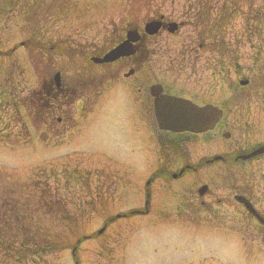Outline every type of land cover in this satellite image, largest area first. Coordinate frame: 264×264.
I'll return each mask as SVG.
<instances>
[{
  "label": "flooded vegetation",
  "instance_id": "obj_1",
  "mask_svg": "<svg viewBox=\"0 0 264 264\" xmlns=\"http://www.w3.org/2000/svg\"><path fill=\"white\" fill-rule=\"evenodd\" d=\"M16 1L0 0V32L26 25L38 39L22 40L10 52L0 49L10 69L7 96L18 99L25 86H33L27 108L40 118L24 126L28 140L20 143L30 135L43 148L72 149L84 133L92 137L104 127L111 112L119 113L129 154L115 163L116 181L121 198L131 192L136 198L133 207L114 210L110 219H155L144 231L139 227L147 261L134 259L135 264H157L158 258H148L153 244H171L190 213H198L201 224L212 223L217 243L264 248V127L245 123L228 129L225 123L227 116L250 111L238 104L236 88L222 82L234 65L222 62V47L235 50L237 37L246 36L237 28L238 13L248 16L238 0H36V19L28 0L27 8ZM228 36L229 43L222 40ZM25 48L33 55L30 67L21 62ZM163 96L212 105L222 115L205 132L165 129L155 105ZM17 129L9 127L7 135ZM215 130H222V138L206 153L204 137ZM197 174L200 179L192 182ZM165 226L170 235L158 238Z\"/></svg>",
  "mask_w": 264,
  "mask_h": 264
},
{
  "label": "rangeland",
  "instance_id": "obj_2",
  "mask_svg": "<svg viewBox=\"0 0 264 264\" xmlns=\"http://www.w3.org/2000/svg\"><path fill=\"white\" fill-rule=\"evenodd\" d=\"M238 2L239 9L248 13L247 18L241 13L237 16V28L246 36H238L237 43L233 38L237 45L235 50L222 47V62L234 64L231 76L222 82L227 80L236 88L238 104L248 105L250 111L246 115L238 112L227 116L225 123L228 129L245 123L261 128L264 127V0ZM26 3L16 1L20 7ZM28 3L29 13L36 19L37 2L28 0ZM34 21L38 26L37 20ZM31 30L28 31L26 25L19 29H15V25L4 27L0 32V49L10 52L22 40L37 44L38 39L32 37ZM230 39V36L222 38L228 43ZM20 52L23 66L30 67L29 58L33 56L30 50L25 48ZM3 60L0 59V205H3L0 208V264L147 261L140 252L142 243L137 238L139 227L144 231L146 222L155 221L153 214L145 218L130 215L110 219L116 215V210L133 207L136 198L132 192L131 197L121 198L116 181L120 166L115 163L129 154L124 143L127 128L122 117L111 112L104 127L92 137L84 133L86 137L72 149L43 148L38 139L32 140L30 135L28 143H20L28 140L24 126L37 125L40 118L31 115L27 108L33 86H25L18 99L8 100L10 86L5 79L10 69ZM241 80H249L248 85L242 86ZM246 119L250 122H245ZM9 127L19 128L14 136L7 135ZM221 132L215 130L204 137L206 153L213 151L222 138ZM105 155H109L110 164L105 163ZM199 179L197 174L192 182ZM187 216L186 228L174 230L171 244L154 243L149 259L158 258L157 264H264L263 247L217 243L213 240L212 223L201 224L204 219L198 213ZM180 220L173 218L174 223ZM106 221L111 222L107 230L99 233ZM169 232V227L161 229L158 238L168 237ZM166 247L170 249V259L165 255ZM160 253L164 255L161 260Z\"/></svg>",
  "mask_w": 264,
  "mask_h": 264
},
{
  "label": "water",
  "instance_id": "obj_3",
  "mask_svg": "<svg viewBox=\"0 0 264 264\" xmlns=\"http://www.w3.org/2000/svg\"><path fill=\"white\" fill-rule=\"evenodd\" d=\"M118 50L111 55L116 56ZM155 105L160 127L173 131L204 132L214 128L222 115L218 107L197 106L189 100L173 96L157 98Z\"/></svg>",
  "mask_w": 264,
  "mask_h": 264
},
{
  "label": "trees",
  "instance_id": "obj_4",
  "mask_svg": "<svg viewBox=\"0 0 264 264\" xmlns=\"http://www.w3.org/2000/svg\"><path fill=\"white\" fill-rule=\"evenodd\" d=\"M1 97H3V96H1ZM8 97V100H10V98H9V96H7ZM5 98V97H4ZM3 98V99H4ZM10 102H11V100H10ZM3 205H0V208L2 207ZM11 208H12V206L11 207H9V209L11 210ZM8 251V250H7Z\"/></svg>",
  "mask_w": 264,
  "mask_h": 264
}]
</instances>
